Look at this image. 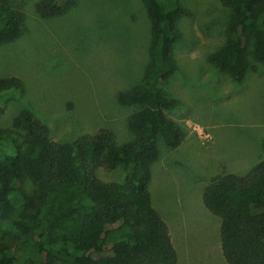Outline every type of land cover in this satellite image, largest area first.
<instances>
[{
    "label": "trees",
    "instance_id": "1",
    "mask_svg": "<svg viewBox=\"0 0 264 264\" xmlns=\"http://www.w3.org/2000/svg\"><path fill=\"white\" fill-rule=\"evenodd\" d=\"M20 0H0V46L15 42L24 26ZM80 0H38L42 19L68 14ZM151 32L149 63L140 83L118 94L134 141L118 146L101 130L72 143L50 138L29 111L0 127V264H177L171 231L149 190L159 143L177 149L184 133L166 112L179 106L159 87L178 66L174 48L179 22L189 14L181 0H140ZM231 10L225 43L209 61L242 81L249 57L264 63V0H221ZM256 70V68H253ZM16 78L0 79V91L22 90ZM264 153V139L262 140ZM130 169L122 183H107L97 169ZM33 186L26 192L25 182ZM204 206L220 218L227 264H264V159L246 175L212 180Z\"/></svg>",
    "mask_w": 264,
    "mask_h": 264
},
{
    "label": "rangeland",
    "instance_id": "2",
    "mask_svg": "<svg viewBox=\"0 0 264 264\" xmlns=\"http://www.w3.org/2000/svg\"><path fill=\"white\" fill-rule=\"evenodd\" d=\"M37 1H19L25 16L20 36L0 46V79L23 82L22 90L0 91V127L29 111L58 143L101 130L110 131L118 146L132 143L128 119L141 108L124 107L117 98L140 83L149 63L150 22L143 3L80 0L66 15L42 19ZM181 2L189 14L178 25V69L159 87L179 101L166 114L184 138L174 150L159 143L149 190L170 228L177 264H227L220 218L202 197L213 179L246 175L264 159V63L250 56L239 82L219 71L209 57L225 43L231 10L221 0ZM129 172L98 168L97 176L122 183ZM24 185L32 191L29 181Z\"/></svg>",
    "mask_w": 264,
    "mask_h": 264
},
{
    "label": "crops",
    "instance_id": "3",
    "mask_svg": "<svg viewBox=\"0 0 264 264\" xmlns=\"http://www.w3.org/2000/svg\"><path fill=\"white\" fill-rule=\"evenodd\" d=\"M172 236V235H171Z\"/></svg>",
    "mask_w": 264,
    "mask_h": 264
}]
</instances>
